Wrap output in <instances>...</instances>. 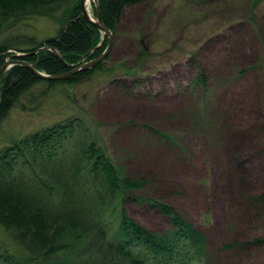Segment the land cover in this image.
Instances as JSON below:
<instances>
[{"label": "rangeland", "instance_id": "374dc122", "mask_svg": "<svg viewBox=\"0 0 264 264\" xmlns=\"http://www.w3.org/2000/svg\"><path fill=\"white\" fill-rule=\"evenodd\" d=\"M196 1L125 8L104 64L109 72L75 86H34L0 122V148L9 138L82 116L129 178L149 180L141 196L169 204L206 235L212 256L204 264H264V243L249 245L264 239V214L244 211L250 198L264 194V0L255 7L256 0L200 7ZM86 8L93 20L92 0ZM66 9L24 19L0 32V40L6 33L37 42L53 37L66 27ZM136 68L150 72L140 86L128 74ZM199 70L205 91L190 84ZM146 127L172 135L181 147L158 141ZM125 209L150 231L168 226L155 210ZM0 240L9 243L1 227Z\"/></svg>", "mask_w": 264, "mask_h": 264}, {"label": "trees", "instance_id": "16d2710c", "mask_svg": "<svg viewBox=\"0 0 264 264\" xmlns=\"http://www.w3.org/2000/svg\"><path fill=\"white\" fill-rule=\"evenodd\" d=\"M97 1L102 23L115 33L125 8L149 0ZM213 1L196 3L200 7ZM79 2L0 0L2 33L24 19L52 17L58 7L67 6L61 19L66 27L53 37L37 42L33 36L6 33L0 40V69L14 55L26 54L22 60L37 71L61 75L81 61L98 57L107 41L102 42L100 32L82 17ZM147 56L144 50L140 58ZM105 61L62 81L42 80L23 66H12L0 80V122L34 86L78 85L96 71L109 72ZM139 70L128 72L136 86L150 75ZM206 79L199 70L190 84L201 83L205 91ZM86 125L82 116L71 115L22 137L9 138L0 148V227L9 241L0 240V264H204L210 260L206 235L169 204L141 196L139 190L149 180L129 178L114 163L103 139ZM145 129L158 141L181 147L172 135ZM249 200L244 211L264 214V194ZM127 204L157 211L167 219V228L162 232L144 228L128 217ZM247 243L236 245L246 247ZM263 243L264 239H257L249 245Z\"/></svg>", "mask_w": 264, "mask_h": 264}, {"label": "water", "instance_id": "95a60500", "mask_svg": "<svg viewBox=\"0 0 264 264\" xmlns=\"http://www.w3.org/2000/svg\"><path fill=\"white\" fill-rule=\"evenodd\" d=\"M89 0H80L79 2V8L81 11L82 17L89 22L92 26H94L101 34L102 36V42L107 41L106 47L103 50V52L96 58L89 60L87 62H79L76 66H73L72 70L68 73L61 74V75H46L42 72L37 71L31 64L25 62L22 60L23 57L26 56V54H16L14 55V59H10L9 61L5 62L0 69V80L2 76L5 74V72L11 67V66H23L29 71L32 72L34 76H36L39 79L46 80V81H62L70 77L71 75L80 72V71H86L95 68L100 63L104 62L105 59L108 57L109 52L112 48V42H113V32H111L109 29H107L104 24L102 23L100 12L97 4V0H92L94 7H95V17L92 20L91 17L88 14L86 4ZM37 50L36 52H38ZM54 51V50H52ZM33 54V53H32ZM85 59V57H84ZM83 59V60H84Z\"/></svg>", "mask_w": 264, "mask_h": 264}]
</instances>
